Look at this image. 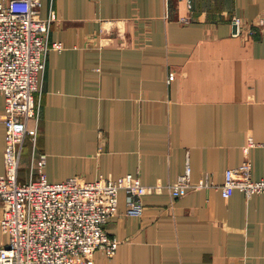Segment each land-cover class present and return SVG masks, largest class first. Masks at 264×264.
Returning a JSON list of instances; mask_svg holds the SVG:
<instances>
[{"label":"crops","instance_id":"1","mask_svg":"<svg viewBox=\"0 0 264 264\" xmlns=\"http://www.w3.org/2000/svg\"><path fill=\"white\" fill-rule=\"evenodd\" d=\"M39 2L53 20L38 119L27 128L36 125L46 180L131 174L153 187L140 215L118 192L103 226L117 249L96 251L94 264H264V193L169 188L186 169L193 185H220L246 158L252 179L264 176V0ZM4 145L0 119V173ZM31 148L28 138L19 181ZM7 240L0 225V248Z\"/></svg>","mask_w":264,"mask_h":264},{"label":"built area","instance_id":"2","mask_svg":"<svg viewBox=\"0 0 264 264\" xmlns=\"http://www.w3.org/2000/svg\"><path fill=\"white\" fill-rule=\"evenodd\" d=\"M39 9V0L0 4V93L4 100L0 119L5 126L0 225L8 236L0 248V264H94L96 251L109 257L116 252L118 241L108 236L103 226L116 212L118 192L126 194L127 213L140 215V197L153 187L131 174L89 182L78 177L57 183L46 180V155H36L33 146L36 125L27 128L29 119H38L39 104L34 97L41 92L50 50L47 38L53 15L42 18ZM233 24L239 32L240 18H234ZM54 48L61 46L55 44ZM28 138L32 142L28 174L19 181V162ZM251 165L246 158L237 167L226 169L220 185L208 179L193 185L186 169L169 188L173 196L197 188H215L223 197L236 189L246 197L262 194L264 176L252 179Z\"/></svg>","mask_w":264,"mask_h":264},{"label":"rangeland","instance_id":"3","mask_svg":"<svg viewBox=\"0 0 264 264\" xmlns=\"http://www.w3.org/2000/svg\"><path fill=\"white\" fill-rule=\"evenodd\" d=\"M27 168H24V172L26 171Z\"/></svg>","mask_w":264,"mask_h":264}]
</instances>
